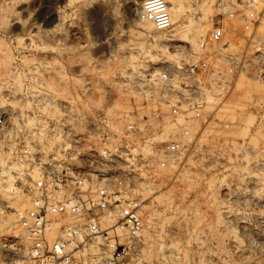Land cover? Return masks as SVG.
Returning a JSON list of instances; mask_svg holds the SVG:
<instances>
[{
	"label": "rangeland",
	"instance_id": "1",
	"mask_svg": "<svg viewBox=\"0 0 264 264\" xmlns=\"http://www.w3.org/2000/svg\"><path fill=\"white\" fill-rule=\"evenodd\" d=\"M178 2H182L185 15L178 18L171 31L160 32L145 22L137 25L135 9L126 0H69L67 4L63 0H0V52L8 55L6 60L0 54V79H7L0 85V118L5 125L0 134V155L21 164L26 163V158H19L23 148H30L34 157L56 152L64 137L50 136L48 129L50 122L66 118L67 102L75 105L76 112L78 109V132L97 114L109 116V108L118 102L128 110L111 115L116 120L140 110L144 102L140 88L146 82L131 86L134 83L129 79L137 80L140 71L147 74V80L149 73L171 60L161 59L164 43H160L159 35L183 31L188 19L200 16L205 6L212 16L216 3ZM55 8H59L60 18L54 16ZM209 15L203 22L207 25L204 36L210 29ZM33 21L40 25L38 30L33 29L37 33L30 28ZM110 32L114 37L107 40ZM156 40H160V48L155 47ZM179 44L190 47L170 41L172 55L180 51ZM8 60L17 67L12 65V73L6 77ZM6 83L12 89L17 84L15 90L10 88L12 93ZM249 89L264 93L260 86ZM45 95L52 101L44 100ZM100 95L103 104L92 105ZM255 113L237 114L234 117L239 124L231 128H209L200 140L205 152L186 158L177 176L164 173L151 182L153 193L145 192V240L140 256L149 259L148 264H264V110L261 118ZM251 116L255 120L247 134L244 125ZM5 183L9 181L0 179V264H15L23 256V246L19 228L15 221L9 228L6 215H15L16 207L11 206L15 202L25 207L26 198L10 196ZM228 184L230 189L226 188ZM160 194L164 200L159 204L155 197ZM151 216L153 221L149 223Z\"/></svg>",
	"mask_w": 264,
	"mask_h": 264
},
{
	"label": "built area",
	"instance_id": "2",
	"mask_svg": "<svg viewBox=\"0 0 264 264\" xmlns=\"http://www.w3.org/2000/svg\"><path fill=\"white\" fill-rule=\"evenodd\" d=\"M140 16L160 32L173 28L165 0H144ZM177 53L140 88L143 111L100 113L78 132L67 102L66 118L48 129L64 137L56 152L23 148L21 164L0 155L6 192L26 198L15 211L23 246L15 264H142L146 188L205 152L209 128L238 125L242 112L262 117L264 93L249 88L264 91V0H218L208 33ZM4 126L0 118V134Z\"/></svg>",
	"mask_w": 264,
	"mask_h": 264
},
{
	"label": "bare ground",
	"instance_id": "3",
	"mask_svg": "<svg viewBox=\"0 0 264 264\" xmlns=\"http://www.w3.org/2000/svg\"><path fill=\"white\" fill-rule=\"evenodd\" d=\"M64 2H66V4L69 2V0H63ZM129 2V4H131L133 7H134V9H135V13H134V19H135V21L137 22V25H141V24H143V22H145V24L146 25H148V26H151V28L153 27V23L151 22V21H148V20H145V19H142L141 18V16H140V11H139V9L142 7V4H140V0H126V3L128 4V2ZM168 4H170V6H169V10H170V14H171V18H172V24L174 25L176 22H177V20H178V18H182V16L183 15H185V12H184V10H183V6L181 5V3H179L178 2V0H165ZM211 1V0H210ZM212 1H214V0H212ZM216 2L218 1V0H215ZM210 4V3H209ZM186 6V5H185ZM209 6V5H208ZM203 7V6H202ZM57 8V7H56ZM54 9L53 10V13H54V16L55 17H57V18H60L61 16H60V13H59V8L58 9ZM205 8V10H206V8L208 9V7H204ZM210 8H212V7H210ZM209 8V9H210ZM190 9V8H189ZM201 10H203V8L201 9ZM205 10H203V13L202 14H200V16H198V17H196V18H192V17H190L189 19H188V22H187V25L185 26V29L183 30V31H180L178 34L176 33V34H168L169 36H166V34H165V36H162V35H159L160 36V40H161V42H160V40H158L161 44H163V46H161V48H160V45L161 44H159V42L157 41V45L159 44V46H155V47H158V48H160V51H161V54H160V56H161V59L163 60V58H171V59H173V58H175L176 57V55L178 54V53H173V55H172V53L169 51V49H168V45H169V42L170 41H178V42H182V43H188L190 46H193V45H195V43H196V41L198 40V39H200V38H202V37H204V34H205V32L207 31L206 30V28H207V25H204L203 24V22L205 21L206 22V19L208 18V12L207 11H205ZM209 13H210V10H209ZM209 16H211V14L209 15ZM17 19H18V17H17ZM17 19H14L15 21L17 20ZM142 20V21H141ZM18 21V20H17ZM35 21V20H34ZM33 21V23H31L30 24V28L33 30V29H37L38 30V28H39V26H37L36 25V23ZM150 28V27H149ZM174 28V27H173ZM37 30H33V32H38ZM32 32V31H31ZM160 34V33H159ZM163 35H164V33H163ZM33 36H35V35H33ZM112 33L110 32V33H108V35H107V37H108V39L107 40H109L110 38H112V37H114V36H112ZM30 37V36H29ZM117 37V36H116ZM200 37V38H199ZM158 39V38H157ZM31 40V39H30ZM29 40V41H30ZM22 42V41H21ZM46 43V42H45ZM32 44V43H31ZM34 44V43H33ZM32 44V45H33ZM41 44V43H40ZM117 44V43H116ZM35 46L37 47V45L35 44ZM44 47H45V45H44ZM117 47H119V46H117ZM136 47V46H135ZM178 47H180V51H185L186 50V47H185V45H178ZM158 48H157V50H158ZM135 50L136 49H138V48H134ZM133 49V50H134ZM142 49V48H141ZM139 50H140V48H139ZM1 51V50H0ZM138 50H136V52H137ZM147 52H149L148 50H146ZM155 51H156V49H155ZM153 52V54H155L156 52ZM2 52V51H1ZM0 52V54L1 55H3V53H1ZM132 52V51H131ZM157 52H159V51H157ZM160 53V52H159ZM4 54H5V52H4ZM6 54H7V52H6ZM6 54L5 55H3V56H1V57H3V58H5L6 60H7V56H6ZM9 55H10V53H8ZM139 54H140V52H139ZM141 54H143V53H141ZM144 54H146L145 52H144ZM148 55H149V53H148ZM155 55H157V54H155ZM11 56V55H10ZM143 56V55H142ZM152 56V55H151ZM159 56V57H160ZM144 57V56H143ZM157 57V56H156ZM158 57V58H159ZM146 58V57H145ZM149 58V57H148ZM148 58H146L147 60H150V59H148ZM9 59L10 60H12L10 57H9ZM145 59V60H146ZM5 60V61H6ZM141 61H144V59L143 60H141ZM140 61V62H141ZM156 61V60H155ZM8 62H10L9 60H8ZM8 62H5V64H6V66L8 67L7 68V72H9V73H7V72H5L6 74L5 75H7V74H10V73H12V69H13V67L14 68H16L17 66H14L11 62V64L10 63H8ZM151 62V61H150ZM149 62V63H150ZM19 63V62H18ZM141 63H143V62H141ZM145 63V62H144ZM148 63V64H149ZM26 64V63H25ZM45 64V63H44ZM131 64V63H130ZM129 64V65H130ZM132 64H134L133 62H132ZM12 65H13V67H12ZM136 65V64H135ZM138 65L141 67L142 65H144V64H139L138 63ZM147 65V61H146V63H145V66ZM5 65H3V67L5 68L6 67ZM37 66H40L39 64L37 65ZM36 65H35V67H37ZM134 65H130V67H132L131 69L133 70V68H135V67H133ZM138 66V67H139ZM149 66V65H148ZM147 66V67H148ZM43 67V66H42ZM45 67V66H44ZM44 67H43V69H44ZM46 67H48V65L46 66ZM38 68H40V67H38ZM9 69V70H8ZM37 70V68H34V70ZM47 69H49V68H47ZM144 70H145V68H143ZM143 69H141L140 68V70H143ZM3 70V69H2ZM46 70V69H45ZM50 70V69H49ZM135 70H137L136 68H135ZM14 72H15V69L13 70ZM13 72V73H14ZM38 72V71H37ZM136 73V72H135ZM44 74V73H43ZM134 74V73H133ZM132 74V75H133ZM150 74V73H149ZM49 75V74H48ZM146 75L147 74H144L143 75V73L142 72H140L139 71V74H138V76H137V80H131V79H129L128 81L130 82V83H134V84H131V86H133V85H135V83L137 82V85H138V83H144L145 84V81H146ZM9 75H7L6 77H8ZM42 76V75H41ZM3 77H5V76H1V78L2 79H0V81H1V84L0 85H2L3 84V82H4V80L6 79V78H3ZM49 77V76H48ZM4 79V80H3ZM10 80V79H9ZM6 81H7V79H6ZM12 81V80H11ZM11 81H9V84H10V82ZM128 82V84H130ZM8 83V82H7ZM6 83V85H9V84H7ZM5 85V86H6ZM17 85V84H16ZM16 85H13L14 87L16 86ZM136 85V86H137ZM140 85H142V84H140ZM146 85V84H145ZM52 86V85H51ZM9 87V90H10V85L8 86ZM7 87V88H8ZM14 87H13V89L12 90H15L14 89ZM18 88V87H17ZM16 88V89H17ZM50 89H51V87H50ZM8 89H7V91H9ZM17 91V90H16ZM16 91H13L14 93L16 92ZM10 92H11V90H10ZM3 93V92H2ZM12 93V92H11ZM17 94V93H16ZM12 95V94H11ZM65 98V97H64ZM138 100V99H137ZM74 101V100H73ZM90 101H91V99H90ZM102 101H103V96H99L98 97V99H94V100H92V105H96L97 107H100V104L102 103ZM89 102V101H88ZM4 103V102H3ZM77 104V103H76ZM91 104V103H90ZM103 104V103H102ZM101 104V105H102ZM111 107H112V109H111ZM110 108H109V110H110V112H109V116L111 117V115H115L116 114V112L119 110V111H121L120 109H122V110H128V106H126V105H123V104H121L120 102H118V103H116L115 105H112ZM23 108V107H22ZM1 109V108H0ZM88 109L90 110V108L88 107ZM98 109V108H97ZM107 109V108H106ZM3 110V109H2ZM2 110H0V111H2ZM140 110H142L143 111V107H142V104L140 105ZM85 111V110H84ZM3 112V111H2ZM16 112V111H15ZM77 112H78V109H77ZM91 112V110L89 111V113ZM106 112V111H105ZM82 113H84V112H82ZM86 113H88V112H86ZM119 113V112H118ZM18 114V113H17ZM120 114V113H119ZM82 115V114H81ZM86 116V115H85ZM83 117H84V115H83ZM86 119H88V118H86ZM254 120H255V117H253V116H251L248 120H247V122L245 123V132L248 134V131H251V129H250V127L252 126V124H253V122H254ZM42 129V128H41ZM250 129V130H249ZM44 130V129H43ZM42 131V130H41ZM44 131H46V130H44ZM41 133V132H40ZM215 133V132H214ZM213 133V134H214ZM46 134V133H45ZM38 136V135H37ZM51 136V135H50ZM58 137V136H57ZM56 137V138H57ZM204 140V139H203ZM206 140V139H205ZM42 142V141H41ZM49 142H50V140H49ZM48 142V143H49ZM50 144V143H49ZM52 144V143H51ZM42 145V144H41ZM43 146H44V143H43ZM51 146V145H50ZM50 146L48 145V147L50 148ZM30 147V146H29ZM44 147H46V145L44 146ZM53 147V146H52ZM55 147V146H54ZM49 148H47V149H49ZM57 148V147H56ZM45 149V148H44ZM47 151V150H46ZM52 151V150H51ZM32 152V151H31ZM45 152V151H44ZM227 155V154H226ZM228 156V155H227ZM205 158V157H204ZM197 159V158H196ZM9 160V159H8ZM189 160V159H188ZM253 160V159H252ZM21 161V160H20ZM191 161V160H190ZM251 161V160H250ZM256 161V160H255ZM253 162V161H252ZM187 163V162H186ZM185 163V164H186ZM249 163V162H248ZM191 164V163H190ZM253 165V164H252ZM18 168V167H17ZM189 168V167H188ZM16 169V168H15ZM18 170V169H17ZM169 170H171V169H169ZM187 170V169H186ZM185 170V171H186ZM19 171V170H18ZM20 172V171H19ZM169 172V171H168ZM185 173H187V172H185ZM10 174L11 173H8V175L10 176ZM251 178V177H250ZM167 181V180H166ZM159 183H161V179H160V181H159ZM239 184V183H238ZM237 184V185H238ZM242 185V184H241ZM159 186H160V184H159ZM229 186V184L226 186V188ZM229 188V187H228ZM230 189V188H229ZM152 190H154V186H153V184H150L147 188H146V193H153V191ZM230 191V190H229ZM155 199H157L158 200V202H159V204H160V202L161 201H163L164 200V196H162V194H160V195H157L156 197H155ZM13 203V202H12ZM26 203V202H25ZM172 203V202H171ZM170 203V204H171ZM21 204H19V202H15L14 204H12L11 206H13L14 208L16 207V210L15 211H17L18 209H17V207L19 208V206H20ZM21 208H22V206H20ZM13 208V209H14ZM13 212V211H12ZM11 211H10V213H12ZM155 212V211H154ZM154 212H152L151 214H153ZM13 214H7L6 215V221H8V224H9V228H10V226H11V224H12V222L13 221H15V225H16V216L15 215H13ZM12 216V217H11ZM4 217V216H3ZM149 217V216H148ZM153 217L154 216H151L149 219V223H151L152 221H153ZM14 218H15V220H14ZM11 223V224H10ZM13 226H14V224H12ZM7 228V227H6ZM20 231V230H19ZM145 255V254H144ZM148 255V254H147ZM142 257V256H141ZM140 257V259H139V263H142V264H148L149 262H148V257H147V259L148 260H146L145 258H141ZM144 257V256H143ZM150 258V257H149ZM146 260V261H145ZM17 262H20V259H17L16 260ZM154 264V263H153Z\"/></svg>",
	"mask_w": 264,
	"mask_h": 264
}]
</instances>
